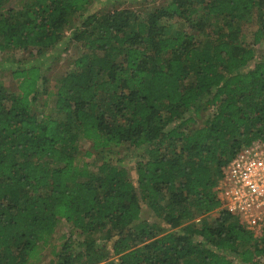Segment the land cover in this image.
<instances>
[{
  "label": "trees",
  "instance_id": "trees-1",
  "mask_svg": "<svg viewBox=\"0 0 264 264\" xmlns=\"http://www.w3.org/2000/svg\"><path fill=\"white\" fill-rule=\"evenodd\" d=\"M91 1L0 0V51L33 56L10 62L15 90L0 82V264L38 258L59 219L80 240L47 264H264V231L215 193L222 166L264 139V0H169L144 16ZM74 16L81 53L47 89L41 66ZM121 147L139 151L134 180L108 161ZM93 153L95 171L80 163Z\"/></svg>",
  "mask_w": 264,
  "mask_h": 264
},
{
  "label": "rangeland",
  "instance_id": "rangeland-1",
  "mask_svg": "<svg viewBox=\"0 0 264 264\" xmlns=\"http://www.w3.org/2000/svg\"><path fill=\"white\" fill-rule=\"evenodd\" d=\"M169 0H92L88 6L89 11H101L103 9H113V8H129L134 10L138 16H144L148 11L153 10L154 8L164 5ZM26 0H3V9H19ZM256 11L254 10L252 22L250 23V30L257 27L256 22ZM166 21V20H164ZM78 22V17L74 16L69 25L65 30V37L63 38L62 43L55 49V56L52 57L50 61H44L41 66V71L44 78L46 79L45 87L47 89L53 90L54 85L58 78L63 75L65 72L69 71L72 67V61L81 53V47L76 43L69 41V33L75 24ZM166 24L171 27V29L177 28L176 24H173L169 21H166ZM198 39H200V34L195 33ZM257 59H264V42L255 47ZM34 53V52H33ZM33 56L29 55V52L26 50H4L0 51V82H2L10 90H15L17 81L12 79L10 74V69L12 66L17 65L20 61H30ZM15 62L14 65L10 62ZM46 95L43 94L39 97V100L45 99ZM52 99V98H51ZM49 99V111L52 105V101ZM210 114L207 111L203 113L201 117L197 119L198 124L202 123L204 118ZM90 142L84 139L79 140V149L81 152L90 149ZM138 150H128L123 147L118 148L115 154H112L109 158V162L114 165H123L128 171L129 177L135 179L134 171V162L133 159L137 160ZM96 153H93L91 157H82L80 158V163L87 162L89 169L95 171L97 165L100 163V160L97 158ZM143 205V204H142ZM142 216L147 218L149 213L145 210V205L142 206ZM218 213L213 212L207 216V220H211L217 216ZM70 237L72 240H80L77 231L72 227L70 223L65 222L63 219H59L55 225L54 232L50 236L49 240L40 245L39 257L30 261V264H47L49 261L53 260L57 251L60 250L62 242Z\"/></svg>",
  "mask_w": 264,
  "mask_h": 264
},
{
  "label": "built area",
  "instance_id": "built-area-1",
  "mask_svg": "<svg viewBox=\"0 0 264 264\" xmlns=\"http://www.w3.org/2000/svg\"><path fill=\"white\" fill-rule=\"evenodd\" d=\"M215 193L219 209L254 233L264 231V139L241 148L222 166Z\"/></svg>",
  "mask_w": 264,
  "mask_h": 264
}]
</instances>
